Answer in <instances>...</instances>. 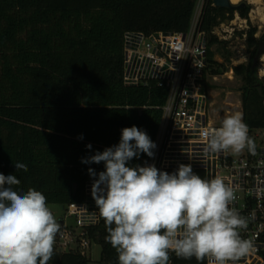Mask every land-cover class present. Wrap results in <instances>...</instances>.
<instances>
[{"label":"trees","instance_id":"16d2710c","mask_svg":"<svg viewBox=\"0 0 264 264\" xmlns=\"http://www.w3.org/2000/svg\"><path fill=\"white\" fill-rule=\"evenodd\" d=\"M197 1L0 0V173L21 181L14 186L17 191L35 188L48 205L81 201L86 182L105 170L103 162L86 164L83 158L117 145L125 127L136 126L156 142L168 88L125 84L123 37L130 30L187 32ZM249 9L221 8L205 0L199 28L209 33L210 76L228 70L211 50L227 41L212 30L236 11L248 18ZM256 32V27L247 31L248 63L233 66L247 87L243 120L249 129L264 127V96L253 88L260 42ZM149 159L140 153L128 166H144ZM14 162L26 164L28 171H17ZM193 172L205 179L203 170ZM89 232L102 246L99 264H119L117 252L106 242L104 221ZM51 260L92 264L86 257L55 250ZM176 260L198 264L195 258Z\"/></svg>","mask_w":264,"mask_h":264},{"label":"clouds","instance_id":"9594fccd","mask_svg":"<svg viewBox=\"0 0 264 264\" xmlns=\"http://www.w3.org/2000/svg\"><path fill=\"white\" fill-rule=\"evenodd\" d=\"M248 133L242 113L231 114L219 127L202 130L204 153L238 155L247 148L254 154ZM156 147L145 131L125 127L117 145L81 161L104 163L91 194L119 264H169L170 253L198 264H238L253 243L240 234L249 218L230 207L233 188L220 176L202 178L191 165L180 164L172 173L154 164L128 166L140 153L154 157ZM14 164L17 171H28L26 164ZM20 183L15 175L0 173V264H49L61 225L46 196L35 188L17 191Z\"/></svg>","mask_w":264,"mask_h":264},{"label":"built area","instance_id":"2783aa9c","mask_svg":"<svg viewBox=\"0 0 264 264\" xmlns=\"http://www.w3.org/2000/svg\"><path fill=\"white\" fill-rule=\"evenodd\" d=\"M201 7L194 24L187 32H144L130 30L123 37L124 82L127 85L158 83L168 88L167 101L153 150L147 164L159 170L178 169L180 164L201 169L205 179L220 176L234 190L236 199L230 205L248 217L243 239L251 240L253 250L238 264H264V127L249 129L255 153L247 148L238 155L229 152L205 155L204 128L219 127L210 119V92L207 87L209 72V33L199 28ZM247 22L248 18H236ZM235 19L221 22L211 32L220 40L226 39ZM235 28H232L234 31ZM94 180L86 182L84 198L68 204V216L76 218V229L64 220L56 236L54 250L73 253L92 261V247L97 244L90 236V228L102 222L91 194ZM207 263V261H206ZM49 264H66L50 260ZM169 264L177 262L170 253Z\"/></svg>","mask_w":264,"mask_h":264},{"label":"rangeland","instance_id":"374dc122","mask_svg":"<svg viewBox=\"0 0 264 264\" xmlns=\"http://www.w3.org/2000/svg\"><path fill=\"white\" fill-rule=\"evenodd\" d=\"M243 1L247 2L250 6L248 21L244 22L240 19H235L236 13L239 12H234L232 19L236 21L230 25V31L226 34L227 38L222 39L223 41H227V43H216L211 47L214 53V59L228 66L226 72L216 76H209L208 79L211 101L210 119H212L216 126H220L221 121L231 114L236 112L242 113V115L244 114L243 98L247 87L242 76L234 72L233 66L248 63L249 61L250 50L247 47V31L251 27H256V37L260 38V41H264V0H262L259 5L251 3L250 0H239V2H233L231 0L233 3H240ZM201 2V0L197 1L192 24H194L196 20ZM241 18L244 17L241 16ZM232 28H235L234 31H232ZM256 78L257 81L253 88H258L261 95L264 96V55L257 64ZM262 103L264 106V100ZM250 129L254 134L257 133L256 128ZM48 206L59 223L62 219L66 220L67 224L76 229L77 232L81 231V229L77 227L76 218L68 216V204L53 203ZM101 251V245H93L91 251L92 264H99Z\"/></svg>","mask_w":264,"mask_h":264},{"label":"water","instance_id":"95a60500","mask_svg":"<svg viewBox=\"0 0 264 264\" xmlns=\"http://www.w3.org/2000/svg\"><path fill=\"white\" fill-rule=\"evenodd\" d=\"M214 5L217 7H221V8H227V9H241L246 7L248 4L247 2L243 1L240 3H233L231 2V0H214ZM264 55V42L261 43L259 49H258V53L255 57V64L257 66L260 58ZM252 140V143H254V140L252 138H250ZM60 224L63 225L64 224V220L62 219L60 221Z\"/></svg>","mask_w":264,"mask_h":264},{"label":"bare ground","instance_id":"6f19581e","mask_svg":"<svg viewBox=\"0 0 264 264\" xmlns=\"http://www.w3.org/2000/svg\"><path fill=\"white\" fill-rule=\"evenodd\" d=\"M233 2H239V0H232ZM262 0H250L251 3L255 4V5H259L261 3Z\"/></svg>","mask_w":264,"mask_h":264},{"label":"flooded vegetation","instance_id":"af4514ba","mask_svg":"<svg viewBox=\"0 0 264 264\" xmlns=\"http://www.w3.org/2000/svg\"><path fill=\"white\" fill-rule=\"evenodd\" d=\"M262 42H264V41H260V42H259V47H260V45H261Z\"/></svg>","mask_w":264,"mask_h":264}]
</instances>
